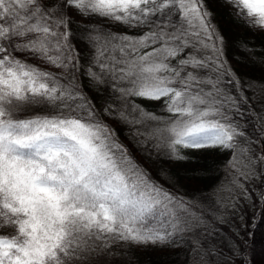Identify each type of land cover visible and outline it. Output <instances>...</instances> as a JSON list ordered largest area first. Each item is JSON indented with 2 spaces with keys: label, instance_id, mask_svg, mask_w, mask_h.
<instances>
[{
  "label": "snow or ice",
  "instance_id": "6c2138e0",
  "mask_svg": "<svg viewBox=\"0 0 264 264\" xmlns=\"http://www.w3.org/2000/svg\"><path fill=\"white\" fill-rule=\"evenodd\" d=\"M227 3L264 29V0ZM223 42L204 0H0V264H90L115 244H173L188 264H244L254 192L264 204V116L250 103L264 113V83H242ZM81 76L103 86L100 108ZM133 97L162 102L167 115ZM102 116L135 125L138 143L173 160L218 149L217 215L204 208L209 197L161 185ZM230 220L236 240L220 237Z\"/></svg>",
  "mask_w": 264,
  "mask_h": 264
},
{
  "label": "trees",
  "instance_id": "16d2710c",
  "mask_svg": "<svg viewBox=\"0 0 264 264\" xmlns=\"http://www.w3.org/2000/svg\"><path fill=\"white\" fill-rule=\"evenodd\" d=\"M204 2L212 13V23L223 37V58L227 65L236 76H239L241 82L257 81L264 83V29L249 27L241 16L236 15V8L227 3V0H204ZM74 18L80 22H85L79 16ZM100 23L105 27L107 26L105 21H100ZM69 27L75 30L76 26L71 24ZM112 30L117 29L113 28ZM120 30L125 31L123 27ZM130 34L139 35L141 33L135 31ZM81 48H83V44H77V49L80 50ZM245 48L249 50L246 51ZM88 54V52H81L82 64L85 63L83 58ZM29 62L34 63L33 61ZM81 82L86 95L92 99L97 108H100L106 95L103 86L96 89L91 86L88 78L83 76H81ZM89 87L91 91L88 90ZM247 96L251 98L250 91H247ZM250 103H252L256 113L264 116L256 103L251 100ZM129 111L131 110L129 109ZM102 118L116 131L119 142L127 148L133 159L161 185L170 191L178 190V194L189 200L199 201L201 196L209 197L204 208L209 214L217 215L213 211L211 186L217 179V166L222 159L218 149L194 150L188 154H183L186 157L184 160H173L163 151L159 154L155 151L149 152L145 146L138 143L139 138L134 135L135 125L109 116H102ZM245 122H247V127L243 130L249 135H254L252 117H245ZM121 139L124 141L122 142ZM251 224L252 221L248 222L249 227L240 231L241 236L247 242V248H241L245 258L244 264H264V204L259 201H257L255 227H251ZM218 228L221 238L230 237L232 240H236V229H234L231 221L218 225ZM6 231H10V229ZM112 253L117 255L113 257ZM90 264H188V260L186 249L179 245L115 244L98 255L94 254L90 257Z\"/></svg>",
  "mask_w": 264,
  "mask_h": 264
},
{
  "label": "rangeland",
  "instance_id": "374dc122",
  "mask_svg": "<svg viewBox=\"0 0 264 264\" xmlns=\"http://www.w3.org/2000/svg\"><path fill=\"white\" fill-rule=\"evenodd\" d=\"M77 17V16H76ZM23 58V57H22ZM34 62V61H33ZM232 65V64H231ZM239 78V76H237ZM240 79V78H239ZM257 82V81H256ZM243 83V82H242ZM261 83V82H258ZM89 91H91L90 87L88 88ZM247 96V91H245L244 93ZM250 95L252 96V92L250 91ZM132 102H134L135 104L140 105L142 108H144L146 111L148 112H153L157 115H167L166 113L162 112V102L160 101H153V100H148V99H143V98H138V97H134L132 98ZM257 105V104H256ZM130 112V111H129ZM135 115V114H133ZM116 134V131H115ZM117 136V135H116ZM121 141L123 142L124 139H121ZM262 143H264V141H261ZM126 143V142H125ZM127 145H130L129 143H127ZM194 150L192 149H181V154H188L190 152H192ZM216 180L213 182L212 186H211V191L213 189V186L215 184ZM258 192H254L253 193V198H252V208L251 210L246 209V211L248 212V215L246 217V221L245 223L248 224V222L252 221L251 217L253 215V213L256 216V211H257V199L256 196H258ZM234 229H240V224L238 221H234V220H230ZM245 229V228H244ZM244 229H240V231H243Z\"/></svg>",
  "mask_w": 264,
  "mask_h": 264
}]
</instances>
